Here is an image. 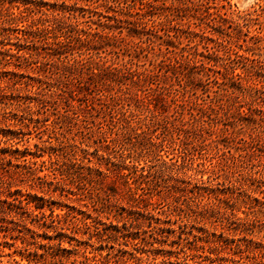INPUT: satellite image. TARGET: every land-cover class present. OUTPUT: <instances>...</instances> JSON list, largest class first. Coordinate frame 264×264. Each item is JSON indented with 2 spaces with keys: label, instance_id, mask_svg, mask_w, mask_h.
<instances>
[{
  "label": "rangeland",
  "instance_id": "rangeland-1",
  "mask_svg": "<svg viewBox=\"0 0 264 264\" xmlns=\"http://www.w3.org/2000/svg\"><path fill=\"white\" fill-rule=\"evenodd\" d=\"M0 264H264V0H0Z\"/></svg>",
  "mask_w": 264,
  "mask_h": 264
}]
</instances>
